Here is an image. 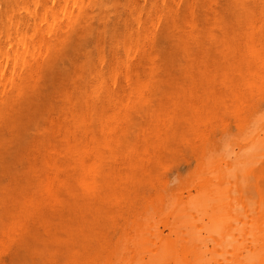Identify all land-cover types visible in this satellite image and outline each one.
Returning <instances> with one entry per match:
<instances>
[{"label": "bare ground", "instance_id": "1", "mask_svg": "<svg viewBox=\"0 0 264 264\" xmlns=\"http://www.w3.org/2000/svg\"><path fill=\"white\" fill-rule=\"evenodd\" d=\"M0 264H264V0H0Z\"/></svg>", "mask_w": 264, "mask_h": 264}, {"label": "rangeland", "instance_id": "2", "mask_svg": "<svg viewBox=\"0 0 264 264\" xmlns=\"http://www.w3.org/2000/svg\"><path fill=\"white\" fill-rule=\"evenodd\" d=\"M223 111V108H221ZM230 115H228L227 117H229ZM234 126V129H236L237 125L235 123L232 124ZM180 147V153L171 156L172 159V163L169 167L167 168H162L161 171V175L162 176H171L173 177V175H177L176 170L179 169L181 170V172H185L186 171V166L188 165V160H192L193 161V167L196 165V161L194 160V158L192 157V153H191V149L188 147V145L185 142H182L181 144H179ZM187 173V171H186ZM185 174V173H184ZM162 224L160 223V231L163 229V227L161 226Z\"/></svg>", "mask_w": 264, "mask_h": 264}]
</instances>
